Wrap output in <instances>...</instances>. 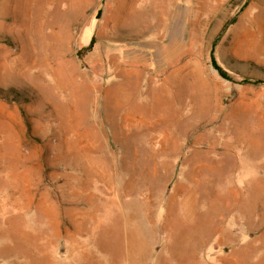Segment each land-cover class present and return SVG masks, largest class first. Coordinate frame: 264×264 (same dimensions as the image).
<instances>
[{"label":"rangeland","instance_id":"rangeland-1","mask_svg":"<svg viewBox=\"0 0 264 264\" xmlns=\"http://www.w3.org/2000/svg\"><path fill=\"white\" fill-rule=\"evenodd\" d=\"M252 5L0 0V264H264Z\"/></svg>","mask_w":264,"mask_h":264},{"label":"crops","instance_id":"crops-1","mask_svg":"<svg viewBox=\"0 0 264 264\" xmlns=\"http://www.w3.org/2000/svg\"><path fill=\"white\" fill-rule=\"evenodd\" d=\"M253 1H260V0H253ZM256 6L253 7V5H252L251 7H249L246 10V12H248V14L250 12L253 13V17L255 19L254 27L256 26V28L258 29V32L260 33V34L255 33L256 38L254 39L253 43L256 47L254 50H251V49L248 50V53H246V54L240 53V56H246L248 58H254V59L258 58V55H260V51H262L263 52L262 55H264V8L255 10ZM244 17H245V15H244ZM236 23H237V21L234 24H232V27L230 29V33L233 34V38L236 42H239V43L246 42L249 46L250 43L252 42V39H250L248 37L245 38L242 34L236 35L237 29L239 28V27L237 28ZM238 23H239V21H238ZM258 48H260L261 50L259 51ZM263 63H264V61H263Z\"/></svg>","mask_w":264,"mask_h":264},{"label":"trees","instance_id":"trees-1","mask_svg":"<svg viewBox=\"0 0 264 264\" xmlns=\"http://www.w3.org/2000/svg\"><path fill=\"white\" fill-rule=\"evenodd\" d=\"M237 20V17H235L234 19H232V21L226 23L222 30L220 31L218 37L216 38L215 42H214V47L217 46V43L218 41L221 39V37L225 34V32L228 30V28L234 24ZM211 59H212V64L215 68H217L220 72H222V74L225 75L224 71L219 67L217 61H216V58H215V54L214 52H212V56H211ZM240 83L242 84H245V85H256V86H259V85H264V80L263 79H243L240 81Z\"/></svg>","mask_w":264,"mask_h":264}]
</instances>
